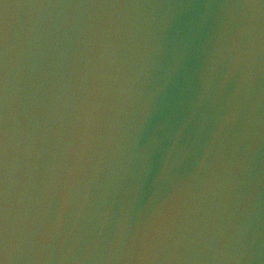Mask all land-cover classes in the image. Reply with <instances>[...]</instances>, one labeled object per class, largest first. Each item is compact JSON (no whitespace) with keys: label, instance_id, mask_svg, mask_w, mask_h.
<instances>
[{"label":"water","instance_id":"water-1","mask_svg":"<svg viewBox=\"0 0 264 264\" xmlns=\"http://www.w3.org/2000/svg\"><path fill=\"white\" fill-rule=\"evenodd\" d=\"M0 16L10 264H38L48 233L45 264H264V0H0Z\"/></svg>","mask_w":264,"mask_h":264},{"label":"snow or ice","instance_id":"snow-or-ice-1","mask_svg":"<svg viewBox=\"0 0 264 264\" xmlns=\"http://www.w3.org/2000/svg\"><path fill=\"white\" fill-rule=\"evenodd\" d=\"M35 6L47 5L44 3L26 5V7ZM9 27L8 20L0 16V252H3L4 247V225L8 202L9 121L7 44Z\"/></svg>","mask_w":264,"mask_h":264},{"label":"clouds","instance_id":"clouds-1","mask_svg":"<svg viewBox=\"0 0 264 264\" xmlns=\"http://www.w3.org/2000/svg\"><path fill=\"white\" fill-rule=\"evenodd\" d=\"M44 7H49V6H35L33 8L40 9ZM50 7H57L55 6H50ZM68 7V6H64ZM64 29L69 28L70 22L68 20L62 21L61 25ZM221 28L227 31H230L232 34V38L235 39L236 37L240 36L244 30H245V24L244 22L237 18L236 21H234L230 26L226 24H222ZM52 237L51 234H38L34 240V259L38 262V264H45V262L48 260L47 255H40V248L49 245ZM16 247L15 243V235H14V229L10 230V211H9V199L7 202V207H6V217H5V225H4V247H3V254H4V262L3 264H10V261H14V249ZM72 251V248H69V252ZM68 259V255L65 254L60 257V260H66Z\"/></svg>","mask_w":264,"mask_h":264}]
</instances>
